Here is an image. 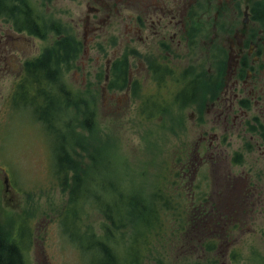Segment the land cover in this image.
<instances>
[{
  "label": "rangeland",
  "instance_id": "rangeland-1",
  "mask_svg": "<svg viewBox=\"0 0 264 264\" xmlns=\"http://www.w3.org/2000/svg\"><path fill=\"white\" fill-rule=\"evenodd\" d=\"M28 3L46 25L44 38L28 34L26 46L23 43L9 46L10 56L3 55L0 46V224L7 240H15L21 250L23 248L26 264H102L99 250L89 248L93 245L82 234L85 229L105 237L115 247L120 256L117 264L133 260L130 264H264V204L240 205V212L229 216L227 229L232 230L226 237L214 234L213 218L195 216L197 203H191V192L212 196L216 175L218 181L232 179L242 184L247 174L252 178L256 174L262 177L259 182L264 183V158L258 152L248 153L251 147L246 137L232 131L234 138L222 139L219 148L223 152L214 154V149L208 147V143L214 144L212 110L194 103L199 98L179 101L178 93L170 91L163 96L167 95L171 103L159 107L160 110L156 106L146 108L147 112L154 111V115L143 113L135 94H128L127 99L117 87H110L114 77L103 87L105 60L111 50L101 34L86 33L88 28L83 18L80 19L82 7L77 1L28 0ZM57 31L69 40L75 39L74 54L58 53V45L53 44ZM210 35L211 32L206 37ZM101 43L107 46L106 54L100 50ZM44 49L70 92L69 104L60 92L58 108L68 106L62 111L63 121L51 123L52 127H61L68 143L85 141L82 142L85 148H76L73 155L80 167L90 172L91 183L102 181L103 196L112 199V192L117 194L106 185L116 180L118 183L112 188H128L130 193L147 196L155 205L160 215L155 216L154 227L144 228V234L138 235L142 229L137 231L129 219L124 227L110 228L115 235H107L104 232L107 219L90 205L91 201L87 203L83 199L81 191L77 197L85 203H77V206L72 203L73 173L70 172L67 183L62 184L54 172L55 150L62 140L50 129L46 120L50 115L41 108L42 120L36 118L28 102V89V94L23 90L15 104L12 101L23 79L25 60L34 58ZM205 49L202 48L196 59L202 67L200 84L209 90L213 67L210 72L211 59ZM40 77H44L41 88L49 87L50 92L57 93L59 84L53 75ZM28 85L31 89L36 83L30 81ZM36 99L42 107L39 98ZM85 114L90 121L88 127L80 125ZM64 123L71 124L73 129L65 127ZM202 130L208 131L209 141L201 154L193 149ZM182 142L186 152L180 157ZM92 146L97 148L93 161L89 155L94 151ZM178 159L188 166L183 180L179 178L182 164ZM201 159L203 162L199 161ZM177 172L180 173L176 176ZM117 205L121 207L123 200H118ZM223 222H219L221 233ZM136 237L139 242L135 247L141 257L136 258V250H133V259L128 251L132 250L130 244Z\"/></svg>",
  "mask_w": 264,
  "mask_h": 264
},
{
  "label": "flooded vegetation",
  "instance_id": "flooded-vegetation-1",
  "mask_svg": "<svg viewBox=\"0 0 264 264\" xmlns=\"http://www.w3.org/2000/svg\"><path fill=\"white\" fill-rule=\"evenodd\" d=\"M71 1L82 7L80 19L88 28L86 33L101 34L110 47L103 87L114 77L110 87H117L127 99L128 94H135L143 113L149 115H154V111L147 112L146 108L156 106L160 110L172 102L163 96L168 91L178 93L179 101L199 98L194 103L199 102L214 113V144L208 143L214 154L223 152L219 148L222 139H233L232 131H236L249 142L248 153L258 152L264 158V0ZM53 25L51 22L50 27ZM45 32L46 25L28 0H0L3 55H11L9 46L13 43L26 46L28 34L44 38ZM60 33L56 32L53 44L65 37ZM70 40L76 45L75 39ZM72 44L70 53L74 51ZM106 45L99 46L103 54L107 52ZM202 48H206L211 59L209 71H213V80L209 90L200 84L202 67L196 57ZM188 76L191 77L187 80ZM208 141V131L202 130L193 152L202 154ZM179 147L183 157L186 147L183 142ZM187 167L184 164L180 168V180L187 175ZM216 176L212 196L191 192V203H197L195 216L213 218L214 234L228 237L232 230L227 229L229 216L239 213L240 205L264 204V183L256 174L253 178L247 174L242 184L232 179L221 182ZM220 220L225 223L222 233Z\"/></svg>",
  "mask_w": 264,
  "mask_h": 264
},
{
  "label": "trees",
  "instance_id": "trees-1",
  "mask_svg": "<svg viewBox=\"0 0 264 264\" xmlns=\"http://www.w3.org/2000/svg\"><path fill=\"white\" fill-rule=\"evenodd\" d=\"M65 38L66 37L61 38L57 44L58 48L60 49L58 50V53L61 55L62 54L72 55L74 53L69 54L70 48H71L70 44H72L71 43L72 41L69 40V38H66V39ZM72 46L75 49L76 45L72 44ZM61 55L59 56L61 57ZM49 59H50L49 55L47 53H44L42 56L32 59V60H28L25 63L24 65L25 76L18 83L17 90L13 94L12 101H14V104H15L17 101V98H19L24 93L23 90H25V92L27 93L28 91L26 90L28 89L30 92V97L28 96V99H29L28 102L29 104H32L30 108L33 110L36 118L39 120H42V117L40 116L41 108L46 109L48 114L50 115V118L46 119L47 122H49L48 124L50 126V129H52L53 133H55L57 137L59 136L58 138L62 140L61 144H58L57 149L55 150V162H54L55 171L54 172L58 176L62 184H66L68 181V178H69L68 176L70 172L73 173L71 177V179H73V186L71 189L72 203L75 205L77 203H80L81 205L82 203H85L83 201L80 202L77 197V194L81 191V193L83 194V199H86L85 201L87 203L91 201L90 205L93 207H96L97 211L103 214L104 217L107 219L108 226L106 225L105 231H104L105 234L107 235H111V234H112L111 236H113V234L115 235L114 231L111 230L110 228L111 227H114V228L124 227L125 223H127L129 219H131V224H133V226L137 228V231L142 229V233L138 235L144 234L145 232L144 228L154 227L156 217L160 215L158 209L156 210L154 208L155 205L150 200H148L147 196H144L143 194H140V193L136 194L135 192L130 193V190L128 188H124L122 190H118V187L116 186L112 188V186H114L115 183H118L116 180H112V182H109L106 185L108 187V190L113 189V191H116L117 194L114 192L116 194L115 195L112 192L114 196L112 199H110L109 197L103 196L102 191L100 190L101 184H103V183L100 184V182L102 181L100 180V182L97 184L91 183L92 178H90L91 177L90 172H88V170L85 172L84 169L80 167L81 165L78 159L73 155V151L76 148H82V149L85 148V146L82 145V142H85V141L82 139L81 141L74 140L73 142L68 143L66 142L65 137L62 135V132L60 131L61 127L57 129L52 127L51 123L55 124V122L62 120L64 116L62 111L67 109V106H68V105L64 107L60 106V108H58L57 100L58 101L61 100V98L58 97L60 92L62 96L66 97V100L70 92L68 89L65 88L64 81L62 80L59 73H57L58 72L57 69L49 61ZM53 73H56V75ZM49 74L53 75L54 77L53 79H56V81L59 84L57 93L50 92L51 90L49 87H45V86H42V88L40 87V83L41 84L43 83L42 78L44 77L39 78V76H44V75H49ZM30 81L33 82V84L36 83V86L32 87L31 89H29L30 86L28 85ZM40 90H42L43 94H41L42 92L39 93ZM79 96L80 95H77L76 97H79ZM36 98H39V100L41 101V104H43L42 107L38 105V101ZM69 103L70 101L67 100V104ZM90 115H92V112ZM88 120L89 118L87 119V115L85 114V120H83L80 123V125L88 127L90 125V121ZM65 127H71L73 129V127L69 123L65 124ZM74 134L78 135L75 132ZM96 149L97 148H94V151H91L92 153L89 154L92 161H93V158L95 157L94 153ZM178 162L182 164V166L184 164H187L186 162L183 163L182 159L181 160L178 159ZM179 173L180 172H177L176 176ZM118 200L120 201L123 200V205L121 207L117 205ZM167 205H168L167 202L163 204V206L165 207ZM72 216H75V215H72ZM76 219H80V218L77 217ZM76 219L73 218L72 220L76 221ZM82 234L84 238L87 240V242L88 240L91 241L90 245H93V246H89V248L94 247V248H97V250H99L100 258L103 256V258L100 259L102 264H117L120 262V256L116 253L115 247L109 241H107L105 237L99 236L98 234L93 232L91 229H85ZM137 241L139 242L137 237L133 239L132 241L133 244L132 243L130 244V248H132V250L128 251L130 252L128 253V256H131L133 259L135 258L134 256H132L134 255L132 254L133 250H136L135 251L136 258L141 257L140 256L141 254L137 251V248L135 247V244L137 243ZM86 246L87 244H85V247ZM23 253H24L23 248L21 250V246L19 243H17L15 240L14 241L7 240L5 233H4V229L0 224V264H26V258L24 257ZM133 261L131 262L129 261L126 264H130Z\"/></svg>",
  "mask_w": 264,
  "mask_h": 264
}]
</instances>
